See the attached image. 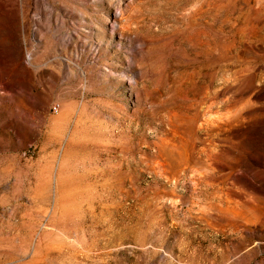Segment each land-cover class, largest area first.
<instances>
[{"label":"rangeland","instance_id":"obj_1","mask_svg":"<svg viewBox=\"0 0 264 264\" xmlns=\"http://www.w3.org/2000/svg\"><path fill=\"white\" fill-rule=\"evenodd\" d=\"M0 264H264V0H0Z\"/></svg>","mask_w":264,"mask_h":264},{"label":"built area","instance_id":"obj_2","mask_svg":"<svg viewBox=\"0 0 264 264\" xmlns=\"http://www.w3.org/2000/svg\"><path fill=\"white\" fill-rule=\"evenodd\" d=\"M50 108H51V111H52V112H56L57 109H58V105H57L56 103H53V104L50 106Z\"/></svg>","mask_w":264,"mask_h":264}]
</instances>
